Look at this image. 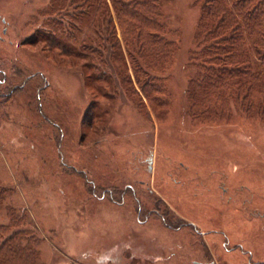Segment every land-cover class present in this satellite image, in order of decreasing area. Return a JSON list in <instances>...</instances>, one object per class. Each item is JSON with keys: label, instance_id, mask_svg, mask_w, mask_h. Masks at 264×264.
I'll list each match as a JSON object with an SVG mask.
<instances>
[{"label": "rangeland", "instance_id": "374dc122", "mask_svg": "<svg viewBox=\"0 0 264 264\" xmlns=\"http://www.w3.org/2000/svg\"><path fill=\"white\" fill-rule=\"evenodd\" d=\"M50 3L0 0L12 232L36 233L39 264H264V120L236 103L208 119L186 94L200 6L165 0L179 47L152 102L132 70L135 95L118 80L98 94L85 60L46 40L59 39ZM10 218L4 208L0 222Z\"/></svg>", "mask_w": 264, "mask_h": 264}, {"label": "trees", "instance_id": "16d2710c", "mask_svg": "<svg viewBox=\"0 0 264 264\" xmlns=\"http://www.w3.org/2000/svg\"><path fill=\"white\" fill-rule=\"evenodd\" d=\"M193 3L201 16L190 57L195 73L186 89L191 109L208 119L224 118L236 103L264 120V0ZM48 10L59 15L49 22L59 39L46 40L64 55L85 60L86 77L98 94L114 89L118 80L135 95L132 70L152 102L165 96L164 81L179 47L177 31L166 21L165 0H51ZM7 193L0 187V212L6 208L11 215L0 222V264H39L36 233L11 230L17 217L6 204Z\"/></svg>", "mask_w": 264, "mask_h": 264}]
</instances>
